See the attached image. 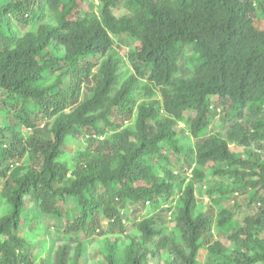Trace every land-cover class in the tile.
Wrapping results in <instances>:
<instances>
[{
	"label": "clouds",
	"instance_id": "obj_1",
	"mask_svg": "<svg viewBox=\"0 0 264 264\" xmlns=\"http://www.w3.org/2000/svg\"><path fill=\"white\" fill-rule=\"evenodd\" d=\"M190 4L0 0V264H264V0Z\"/></svg>",
	"mask_w": 264,
	"mask_h": 264
},
{
	"label": "trees",
	"instance_id": "obj_2",
	"mask_svg": "<svg viewBox=\"0 0 264 264\" xmlns=\"http://www.w3.org/2000/svg\"><path fill=\"white\" fill-rule=\"evenodd\" d=\"M194 4H195V0H193V4H190V5H188V6H189V7H192ZM209 4H211L212 6H215V4H214V0H209ZM7 11H8V10L5 9V13H6ZM165 11H167V10H165ZM165 18H167V17H166V14H165ZM168 18H169V20H171V24L169 25V27H174V28H176V29L179 31V35H180V36H183V35H184V29H187V28H192V30H193V34H194L195 36H198V35H199V33H196V32H195V28H196L198 25L193 24V21L196 19L195 16L188 15V16L186 17V19H184L183 21L172 20L170 15H169ZM10 23H11V21L8 20L7 23H6V26H7L8 24H10ZM161 25H162V29H163V21L161 22ZM232 35H235V33H233ZM233 46H234V42H233L231 36H229V39H228L227 41L222 42L221 45H220L221 49H223V50H225V51H227L228 48L233 47ZM89 47H91V45H89ZM34 54H35V53H34ZM25 55H27V53H25ZM192 58H193V60H196V59L198 58L195 49H193ZM12 63H13V62L10 60L8 64L4 65V69H3V71H4V78H5V80L8 78L9 75H14V73H15V68H13V67L11 66ZM24 83H25V82L22 81L19 85H17V87H23V84H24ZM15 90H16V89L14 88L13 91H15ZM13 107H15V105H13ZM141 147H143V145H141Z\"/></svg>",
	"mask_w": 264,
	"mask_h": 264
}]
</instances>
